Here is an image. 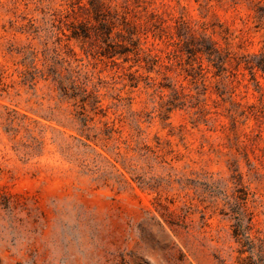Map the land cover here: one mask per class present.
I'll return each mask as SVG.
<instances>
[{
    "label": "rangeland",
    "instance_id": "rangeland-1",
    "mask_svg": "<svg viewBox=\"0 0 264 264\" xmlns=\"http://www.w3.org/2000/svg\"><path fill=\"white\" fill-rule=\"evenodd\" d=\"M89 1L0 0V264H264V73L243 62L264 58V0H93L158 55L150 70L132 53L113 67L92 43L56 44L58 21L84 20ZM193 36L225 54L223 69L167 59L172 39ZM55 45L62 68L96 84L95 113L21 82L22 48L43 69Z\"/></svg>",
    "mask_w": 264,
    "mask_h": 264
},
{
    "label": "trees",
    "instance_id": "trees-1",
    "mask_svg": "<svg viewBox=\"0 0 264 264\" xmlns=\"http://www.w3.org/2000/svg\"><path fill=\"white\" fill-rule=\"evenodd\" d=\"M89 7L85 8V19L77 20L74 22H65L58 21L59 25L57 26V30H59L61 37H57L56 44H60L62 40L70 41L74 40L76 42H80L82 44L92 43L98 47V49L94 52L95 55L108 59L113 67H118V63L115 59L122 58V62L127 61V55L132 53L136 56V61L140 62L144 61L146 64V68L150 70V66L157 63L159 60L158 55L151 56V50L143 51L141 49H135L136 43L133 38L136 35L134 33V28L122 23L120 30L118 32H114V23L113 19L115 18V12H111L107 7L103 4L98 3L97 1H89ZM73 15L77 13L74 10H71ZM70 13H66L63 17L67 18ZM53 26V25H52ZM92 41V42H89ZM206 39L203 37H191L189 41H181L180 39L174 40L172 39L168 48L165 50V56L168 60H176L180 58L182 52L188 56H196L197 54H201L205 56L207 62L212 64L216 69H223L224 53L215 47L214 43L209 42L206 43ZM128 43L130 46H133V49L126 46ZM206 44V45H205ZM47 43H44L46 46ZM102 45L104 47H102ZM66 47V44L64 45ZM24 51L25 57L23 58L22 65L25 66L23 70L19 72V77L21 78V82L23 84L30 83L34 84L37 79H42L44 81H48L51 84V88L57 92V96L60 100H70L78 101L80 103V107L85 109V106L88 105L90 111L95 113L99 107V97L97 96L98 88L96 84L91 86V89H87V85L89 83L90 75L86 72L82 74L80 68L75 67V69H67L62 68L63 64L66 62L64 58H60L62 51L59 50L56 45L50 50L48 48L42 50L41 55L43 56V69H37L35 66H28L27 59L30 57L31 64L37 58L38 52L34 49H30L29 47L22 48ZM91 49L84 50L86 53L91 52ZM139 51V53H138ZM21 52V51H19ZM140 53L143 54V58H139ZM75 55L74 53H72ZM149 57V60L147 58ZM257 55H252L248 59L244 57V68L249 72L254 73L253 70L259 69L262 73H264V58H259V61L253 62L251 61L253 58H256ZM102 60V59H101ZM241 62V61H240ZM149 64V65H148ZM240 63H237L239 66ZM199 71H201L202 65H198ZM62 69L66 72V74H62ZM121 81L127 79L129 81L128 86L130 88L137 87L138 80L134 75L128 73L116 74ZM0 76V88L3 85ZM100 83V82H98ZM153 86H155V91L161 88H165L164 84H156L152 82ZM127 84H124L126 86ZM173 99H179L184 97L182 92H178L174 90L171 94ZM76 102H74V105ZM164 105H170V107H175V103L172 99L167 100ZM169 107V108H170ZM80 115L84 114L83 112L79 113ZM81 128H86L87 119L83 117L80 119ZM83 130V129H81ZM237 234V233H236Z\"/></svg>",
    "mask_w": 264,
    "mask_h": 264
}]
</instances>
